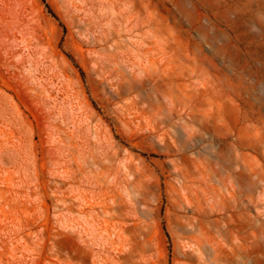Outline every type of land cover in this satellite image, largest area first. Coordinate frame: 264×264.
<instances>
[{
    "label": "rangeland",
    "instance_id": "1",
    "mask_svg": "<svg viewBox=\"0 0 264 264\" xmlns=\"http://www.w3.org/2000/svg\"><path fill=\"white\" fill-rule=\"evenodd\" d=\"M0 264H264V0H0Z\"/></svg>",
    "mask_w": 264,
    "mask_h": 264
},
{
    "label": "bare ground",
    "instance_id": "2",
    "mask_svg": "<svg viewBox=\"0 0 264 264\" xmlns=\"http://www.w3.org/2000/svg\"><path fill=\"white\" fill-rule=\"evenodd\" d=\"M106 171V170H105ZM94 179H95V177H94ZM92 182V181H91ZM94 205V204H93ZM100 205V204H99ZM92 208V207H91ZM103 209H105V208H103Z\"/></svg>",
    "mask_w": 264,
    "mask_h": 264
}]
</instances>
